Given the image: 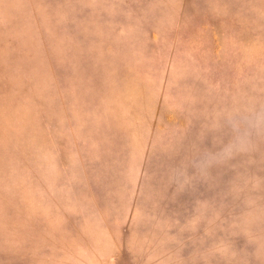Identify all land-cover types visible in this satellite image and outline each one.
Returning a JSON list of instances; mask_svg holds the SVG:
<instances>
[{"label": "rangeland", "instance_id": "obj_1", "mask_svg": "<svg viewBox=\"0 0 264 264\" xmlns=\"http://www.w3.org/2000/svg\"><path fill=\"white\" fill-rule=\"evenodd\" d=\"M0 264H264V0H0Z\"/></svg>", "mask_w": 264, "mask_h": 264}]
</instances>
